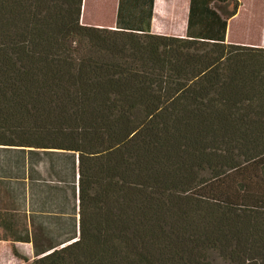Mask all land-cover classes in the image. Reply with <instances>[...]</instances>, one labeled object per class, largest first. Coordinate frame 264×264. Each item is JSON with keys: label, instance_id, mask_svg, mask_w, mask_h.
Returning <instances> with one entry per match:
<instances>
[{"label": "trees", "instance_id": "1", "mask_svg": "<svg viewBox=\"0 0 264 264\" xmlns=\"http://www.w3.org/2000/svg\"><path fill=\"white\" fill-rule=\"evenodd\" d=\"M201 2L218 29L180 39L0 0V146L78 175L74 242L26 264H264V48L226 43L238 0Z\"/></svg>", "mask_w": 264, "mask_h": 264}, {"label": "crops", "instance_id": "2", "mask_svg": "<svg viewBox=\"0 0 264 264\" xmlns=\"http://www.w3.org/2000/svg\"><path fill=\"white\" fill-rule=\"evenodd\" d=\"M201 1L83 0L81 24L110 30L135 24L133 29H145L151 21L152 35L204 37L219 26ZM238 1L239 10L228 20L226 43L264 48V0ZM213 6L232 9L231 4L221 2ZM193 8L196 20L191 26ZM77 184L70 154L0 146V264L31 263L38 254L74 242L70 240L80 225Z\"/></svg>", "mask_w": 264, "mask_h": 264}, {"label": "rangeland", "instance_id": "3", "mask_svg": "<svg viewBox=\"0 0 264 264\" xmlns=\"http://www.w3.org/2000/svg\"><path fill=\"white\" fill-rule=\"evenodd\" d=\"M215 264H227V263H225V262L221 261L220 259H216V262H215Z\"/></svg>", "mask_w": 264, "mask_h": 264}]
</instances>
